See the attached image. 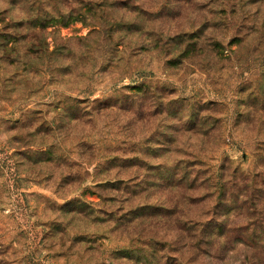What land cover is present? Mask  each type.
<instances>
[{
    "label": "rangeland",
    "instance_id": "1",
    "mask_svg": "<svg viewBox=\"0 0 264 264\" xmlns=\"http://www.w3.org/2000/svg\"><path fill=\"white\" fill-rule=\"evenodd\" d=\"M251 178L264 0H0V264H244Z\"/></svg>",
    "mask_w": 264,
    "mask_h": 264
},
{
    "label": "trees",
    "instance_id": "2",
    "mask_svg": "<svg viewBox=\"0 0 264 264\" xmlns=\"http://www.w3.org/2000/svg\"><path fill=\"white\" fill-rule=\"evenodd\" d=\"M251 180L254 182L253 178ZM261 184L264 183L261 182ZM249 190V194L246 195L248 198H244L242 203L236 207L237 213L242 214V219L238 222L227 221L213 225V228L218 232L212 234L209 231L205 245L210 250L217 252L222 247H228L229 244H236L245 251L243 255L244 264H264V237L252 234V230L264 227V219L261 214L264 211V187L258 186V182H254ZM232 209L228 207V210ZM204 229L203 227L201 229L202 235H206ZM233 234L239 236L233 237ZM220 238L222 239L220 240ZM232 248L234 247H228V249Z\"/></svg>",
    "mask_w": 264,
    "mask_h": 264
}]
</instances>
